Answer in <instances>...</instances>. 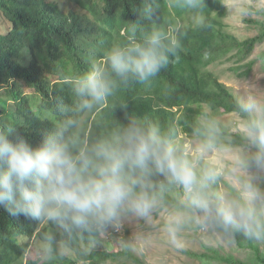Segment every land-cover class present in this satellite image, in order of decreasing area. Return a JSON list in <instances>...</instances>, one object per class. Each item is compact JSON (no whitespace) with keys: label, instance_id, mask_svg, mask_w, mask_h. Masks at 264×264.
<instances>
[{"label":"trees","instance_id":"obj_1","mask_svg":"<svg viewBox=\"0 0 264 264\" xmlns=\"http://www.w3.org/2000/svg\"><path fill=\"white\" fill-rule=\"evenodd\" d=\"M69 1L81 10L64 11L49 0H0V89L6 88L5 95L13 105L9 109L7 101L0 102V128L12 125L37 144L71 119L76 127L70 134H78L82 141L92 144L136 119L148 128H158L177 158L189 163L198 177L203 173L196 170L193 158L185 153L182 139L176 140L178 135L199 138L206 145L218 147L244 144L242 134H230L216 117L235 112L244 120L238 108L240 100L208 67L232 62L229 71L239 78L247 77L255 60L244 61L264 42V23L253 20L258 32L239 39L222 22L224 0H204L202 13L187 8L183 0ZM146 8L151 9L150 17L144 14ZM186 11L200 16V22L179 25ZM153 25L180 26L179 61L169 63L148 83L122 84L105 104L81 111L71 82L110 44L130 40L133 29L139 37ZM24 53L28 56L26 64L20 61ZM260 58L264 66V52ZM24 86L38 95L36 107L24 94ZM86 115L88 128L78 133ZM198 164L203 171L211 168L203 159ZM145 182L162 207L189 209L181 201L182 186L171 183L169 177L153 173L145 177ZM217 189L216 181L209 191L218 194ZM42 223L10 216L0 208V264H130L128 259L140 262L126 249L105 248L99 232L65 231L59 227L51 234L42 228ZM48 225L56 226L51 222ZM232 233L238 236L236 231ZM48 235L54 237L51 243L62 244L74 257L39 258L31 241L38 238L48 242ZM236 243L250 250L244 260L233 256L217 258L228 264H264V242L261 247L250 238L238 236Z\"/></svg>","mask_w":264,"mask_h":264},{"label":"clouds","instance_id":"obj_2","mask_svg":"<svg viewBox=\"0 0 264 264\" xmlns=\"http://www.w3.org/2000/svg\"><path fill=\"white\" fill-rule=\"evenodd\" d=\"M183 3L203 11L204 0ZM144 14L150 17L151 9ZM180 32L179 25H153L139 37L133 29L130 40L110 44L71 82L76 106L84 111L105 104L120 85L148 83L169 63L178 62ZM238 108L246 117L244 144L232 160V172L239 174L238 198L209 191L219 174L209 170L198 177L158 128L131 119L108 138L88 144L70 134L76 122L69 119L37 144L12 125L0 128V208L65 231L119 229L123 214L148 217L156 207L157 198L145 182L155 173L182 186L186 207L198 214L195 223L201 229L264 237V94L245 95ZM45 239L52 251L54 237Z\"/></svg>","mask_w":264,"mask_h":264},{"label":"rangeland","instance_id":"obj_3","mask_svg":"<svg viewBox=\"0 0 264 264\" xmlns=\"http://www.w3.org/2000/svg\"><path fill=\"white\" fill-rule=\"evenodd\" d=\"M55 2L62 10L81 9L69 0H49ZM225 15L222 22L225 29L244 39L255 35L258 27L253 20L264 23V0H224ZM200 16L193 15L186 11L179 25H193L200 22ZM264 52V42L258 44L253 53L244 62L255 60L253 69L247 77L239 78L235 76L228 67L232 62L216 63L209 66L218 79L241 101V98L249 93L264 94V66L261 63L260 55ZM27 54L20 55V61L26 64ZM6 88L0 89V102L7 101L9 109L13 108L12 101H8L5 92ZM24 94L30 99L31 104L36 107L39 99L36 92L27 86L23 87ZM209 111V109H206ZM87 115L82 118L77 131L88 128ZM217 119L226 127L230 134L241 133L243 119L235 112L220 113ZM183 141L185 153L193 158V165L197 171L204 173L200 169L199 160L203 159L209 163L211 168L219 175L217 192L229 198L239 197V174L232 172L233 153L242 145H224L221 147L204 144L199 138L188 137L184 134L178 135L176 140ZM183 205L186 206V195L183 190L181 196ZM198 214L190 209L178 210L173 205L162 207L156 201V207L148 217H139L133 213L122 215L119 229L108 228L99 231L101 244L108 249H126L140 262L130 264H228L220 261L217 256H233L244 260L249 255L248 247H241L236 243L238 236L244 239L250 238L262 247L263 237L255 238L245 235L241 231H236L235 236L232 231L225 232L218 228L203 230L195 223ZM42 228L47 232L54 233L59 230V226L51 227L48 222L43 221ZM23 238L22 240H24ZM35 253L39 258L47 260L50 257L66 256L73 258V253L60 243H51L52 251L48 250L49 242L34 238L31 241ZM204 256V257H202ZM125 258L120 259L123 262ZM24 260V259H22Z\"/></svg>","mask_w":264,"mask_h":264}]
</instances>
